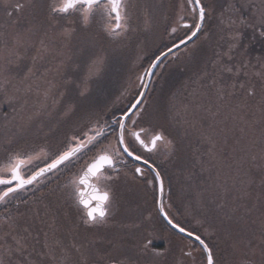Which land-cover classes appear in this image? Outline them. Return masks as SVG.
<instances>
[{
    "label": "snow or ice",
    "instance_id": "1",
    "mask_svg": "<svg viewBox=\"0 0 264 264\" xmlns=\"http://www.w3.org/2000/svg\"><path fill=\"white\" fill-rule=\"evenodd\" d=\"M25 7L38 9L41 19L0 43V76L10 71L13 63L18 64L37 41V53L42 58L52 50L55 39L67 44L78 33L87 37L83 48L87 72L76 83L78 95L69 100L65 99L66 92L57 97L51 82L43 90L36 85L43 101L23 115L25 99L21 123L5 143H0V207L7 209L0 215V264H12V257L18 258V264H46L49 260L56 264H102L103 257H92L99 254L104 243L116 250L126 249L110 264H168L170 249L151 246L156 218L172 236H179L181 241L187 238L180 247L179 264H223L217 241L233 251L243 246L252 256L258 247L260 264H264V219L259 245L254 246L253 239L244 235L255 223L250 220L255 205L250 206L247 186L238 187L234 181L229 187L227 180L217 184L224 195L210 203L215 204L219 222L198 218L195 230L184 226L172 211L171 197H165L164 168L179 157L182 137L173 135L160 121L151 93L172 64L195 60L201 44L210 38L205 31V22L213 12L210 0H29L27 4H3L9 20L23 13ZM249 7V18H240L233 4L228 5L227 14H221L227 47L216 54L210 68L205 66L195 81L184 85L185 89L192 88V99L182 101L185 115L190 109H203L215 117L224 108L232 112L256 108L264 118V72L255 74L261 81L257 100L249 64L236 60L240 26L258 29L264 37V0L259 5L250 0ZM161 29L168 42L153 54L143 71L136 73L132 98L123 108L99 114L90 98L93 91H104L107 74L120 50L134 37ZM33 75L29 69L18 94L33 92L29 82ZM4 83L0 80V86ZM69 83L74 81H67L66 88ZM127 94L126 88L120 96ZM176 95L170 97V112L176 108ZM204 97L209 99L207 105L200 102ZM233 100H237L235 105ZM12 102L18 100L13 97ZM239 119L244 121L245 117ZM202 135L210 145L209 154H213L217 141ZM186 178L192 179V174ZM251 183L249 180L248 185ZM122 184L151 190L152 208H129L136 218L117 220ZM260 184L264 190V177ZM232 191L238 194L229 204L224 197ZM109 231L111 238L106 235ZM238 264L256 262L245 253Z\"/></svg>",
    "mask_w": 264,
    "mask_h": 264
},
{
    "label": "rangeland",
    "instance_id": "2",
    "mask_svg": "<svg viewBox=\"0 0 264 264\" xmlns=\"http://www.w3.org/2000/svg\"><path fill=\"white\" fill-rule=\"evenodd\" d=\"M17 2L27 4L29 0H0V43L3 40L10 41L13 34L22 32L29 24L37 23L41 19L38 9L25 7L23 13L17 14L12 20H9L3 4L11 3L14 6ZM251 2L259 5L260 0H251ZM210 3L213 12L205 22V31L209 33L210 38L201 44L195 60L185 59L172 64L162 79L153 85L151 93L152 102L158 110L160 121L172 131L173 135L182 137L179 157L174 163L164 168L166 193L167 197H171L173 208L177 211V213L173 211L174 215L182 221L185 227L195 230L198 218L207 217L210 221L219 222L215 204L210 203L213 199L219 200L224 195L222 187L218 188L217 184L223 185L227 180L229 187L234 181L238 187L247 186V190L251 193L250 206L255 205L250 220L255 223L244 235L246 239L252 238L255 246L260 243V225L261 220L264 219V195H262L264 190L260 184L261 178L264 177V118H262V114L256 108H248L244 112H232L230 108H224L215 117L203 109H190L185 115L181 106L185 98L192 99L189 95L192 88L185 89L184 85L187 82L195 81L205 66L210 68L211 61L215 59L216 54L227 47V34L221 25V14H227L228 5L233 4L239 9L238 16L240 18H249L252 15V9L249 7L250 0H210ZM238 31L239 45L236 60L249 64V71L253 76L252 82L257 85V100H259L261 81L255 74L264 72V37L260 36L258 29L247 25L240 26ZM50 35L52 34L50 33ZM86 39L87 37L82 33H78L67 44L57 38L54 40L52 50L42 58L37 53V41L36 46L29 48L18 64L13 63L10 66V71L0 76V80L5 82L3 86H0V143H5L8 136L21 123V105L25 99L27 105L23 109V115L30 113L43 101L42 95L35 91L36 85H39L43 90L51 82L55 85L54 94L59 97L62 92H66V100L78 95L76 83H79L87 72L83 54ZM167 42L161 29L155 34H141L134 37L126 47L122 48L107 74L104 91L102 93L93 91L92 93L90 102L95 110L104 116L109 109L115 111L123 108L135 93L136 73L143 71L153 58V54ZM34 56L37 57L35 61L33 60ZM62 60L65 61L64 64H61ZM29 69H32L34 73L32 80L29 81L33 84V92L27 96H21L17 89L24 86L21 81ZM69 80L74 83L67 84L66 88V82ZM126 88L128 94L121 97L120 93ZM174 93L177 94L174 101L176 108L170 112V97ZM13 97L18 102H12ZM200 102L207 105L209 99L204 97ZM236 103L237 100L232 101L233 105ZM48 104L51 107V99L48 100ZM213 111H215L214 105ZM241 115L245 117L244 121L239 119ZM202 133L211 135L217 141L216 148L211 155L209 154L210 145L205 141ZM225 137L227 138L226 143ZM163 151L162 148L161 159H163ZM253 156L255 160L252 159ZM241 158H243L242 164L240 163ZM189 173L192 174L190 180L186 178ZM249 180L252 181L250 185H248ZM240 181H244V184H240ZM237 194L232 191L224 198L231 204L233 196ZM120 196L122 208L117 220L135 219V214L128 212L129 208L137 206L140 210L152 208V201L148 193L135 185L122 184ZM257 197H259V201ZM5 211L7 209L0 207V215H3ZM156 219L153 222L158 236L156 240H160ZM253 232L255 233L254 238ZM106 235L111 238L112 232L109 231ZM163 238L165 240L163 248L170 249L167 258L168 264H179L182 243ZM183 243H187V240H184ZM217 244L220 250L218 258L222 260L223 264H238L245 253L254 259L256 264H260L261 257L258 247L255 248V256H252V253L243 246L233 251L228 244L220 241H217ZM99 247V254L93 256L92 259L99 260L103 257L102 263H109L111 259L119 258L122 251H126V249H113L107 243L101 244ZM12 264H18L17 257H12ZM46 264H56V262L49 260Z\"/></svg>",
    "mask_w": 264,
    "mask_h": 264
},
{
    "label": "flooded vegetation",
    "instance_id": "3",
    "mask_svg": "<svg viewBox=\"0 0 264 264\" xmlns=\"http://www.w3.org/2000/svg\"><path fill=\"white\" fill-rule=\"evenodd\" d=\"M148 193V196L150 198V200L152 201V193H151V190H148L146 191ZM165 197L167 198V193H166V190H165ZM152 206V205H151ZM172 211L176 212L177 211L173 208ZM155 222V221H154ZM182 222V221H181ZM156 223L158 224V233L159 235L161 236V239L160 240H156V238H158V236L156 235L155 238L152 239V242H151V246L154 248L156 247L157 249L161 250V249H164V245H165V240L163 237H166L168 239H173L175 240L176 242H179L180 243H183L184 241H181L179 240V236H172L170 234V232L168 230L165 229V226L163 225V223L160 221L159 218L156 219ZM185 240H187V238H185ZM102 264H110L109 263H102Z\"/></svg>",
    "mask_w": 264,
    "mask_h": 264
},
{
    "label": "trees",
    "instance_id": "4",
    "mask_svg": "<svg viewBox=\"0 0 264 264\" xmlns=\"http://www.w3.org/2000/svg\"><path fill=\"white\" fill-rule=\"evenodd\" d=\"M261 41V40H260ZM263 41V40H262Z\"/></svg>",
    "mask_w": 264,
    "mask_h": 264
}]
</instances>
